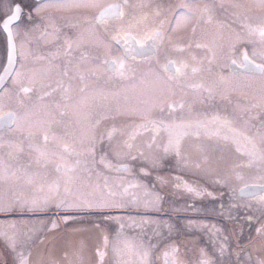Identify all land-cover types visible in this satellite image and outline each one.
<instances>
[{
  "label": "flooded vegetation",
  "instance_id": "1",
  "mask_svg": "<svg viewBox=\"0 0 264 264\" xmlns=\"http://www.w3.org/2000/svg\"><path fill=\"white\" fill-rule=\"evenodd\" d=\"M256 10L263 12L253 0H0V75L7 62L9 39L15 44L14 65L6 69L7 76L0 77V195L53 200L50 205L0 210V221L11 217L93 214L88 210L78 212L64 203L79 198L80 155L97 150L102 141L105 152L111 151L110 141L118 134L123 143L120 149L127 154L136 148L140 151L141 147L135 146L137 142L143 147L162 139L155 147L178 155L183 153L184 140L205 137L230 142L243 156L252 154L253 158L264 159V105L259 108L257 99L252 100L250 123L254 129L250 136H244L233 125V130L226 132L228 117L209 115L203 112L202 105L215 97L216 91L207 83L210 71L221 69L189 66L188 62L225 53L229 71L231 61L239 67L248 60L264 65L254 59L252 45L256 40L241 41L242 37L258 35L264 42V19L257 23L253 17ZM14 14L16 18L5 28L4 20ZM225 43L228 47L224 50ZM130 63L136 64L135 70ZM134 73L141 79L151 75L167 91L166 100L158 105L160 111L138 115L127 128L122 121L115 124L112 118L108 123L111 116L107 114L103 116L104 124L97 127L96 108L102 106L96 100L97 92L108 91L113 81L127 80ZM24 90L29 94H22ZM199 91V97L193 93ZM81 116L88 119L90 133L93 131L84 146L80 144ZM32 117L43 119L41 128L31 124ZM17 131L28 134L30 146L18 144ZM147 165L141 163L136 169L148 176L152 169ZM116 166L125 172L135 169L129 163ZM250 167L255 174L251 183L264 185V169L257 162ZM168 170L172 171V183L176 181L174 177H179L185 185L200 186L176 174L185 173L183 168ZM201 183L203 188L207 179L203 177ZM126 188L128 185L123 190ZM131 201L136 200L132 197ZM233 201L241 207L247 204L264 208V192L248 198L237 193ZM224 204L223 198L217 202L215 214L206 209L208 203L202 204L199 211L178 209V205L169 211L140 205L136 211L126 209L122 213L169 219L180 225L175 228L180 232L184 230L182 219L199 218L202 225L213 219L220 226L223 240L225 224L229 225ZM101 212L115 213L106 210L98 214ZM237 218L241 221L234 220L233 224L238 226L239 234L264 230V215L256 211L239 212ZM180 232L172 236L174 242L164 250L168 253H163L158 264H213L180 258L178 250L191 246L179 240L186 236Z\"/></svg>",
  "mask_w": 264,
  "mask_h": 264
},
{
  "label": "rangeland",
  "instance_id": "2",
  "mask_svg": "<svg viewBox=\"0 0 264 264\" xmlns=\"http://www.w3.org/2000/svg\"><path fill=\"white\" fill-rule=\"evenodd\" d=\"M253 4L263 10H256L253 16L259 23L260 19H264V0H253ZM248 39L256 40L252 45L254 59L264 62L263 38L258 35L246 36L241 41ZM227 47L225 43L224 50ZM188 62L189 66L221 69L209 73L207 83L216 92L215 97L202 102L203 112L218 114L219 118L228 117V125L240 129L244 136H250L252 127L254 129L250 123L252 100L257 99L259 108L264 105V72L260 75H236L228 70L229 61L225 53L215 58L190 59ZM129 67L134 69L136 64L130 63ZM133 75L127 80L113 81L108 91L97 92L96 100L102 103L96 108L94 124L97 127L104 124L103 116L107 114L111 116L107 119L108 123L112 118L115 124L122 121L127 128L138 115H154L160 111L158 105L166 100L167 91L151 75L147 79L145 76L141 79L140 75ZM200 92L193 93L199 97ZM22 94L28 95L29 91L24 90ZM79 121L80 144L84 146L93 131L90 133L91 126L84 116ZM42 122L41 117H32L33 126L41 128ZM224 129L226 132L230 130L227 127ZM120 136L118 134L110 141L111 151L105 152V142L102 141L97 150L91 149L89 153L80 155V195L77 201L66 200L64 205L78 212L92 211L93 214L80 213L60 218L11 217L1 220L0 264H158L163 253L167 252L164 250L173 244L172 236L180 232L175 230L180 225L165 218H143L122 211H136L140 205L168 211L178 205V209L193 208L199 211L202 204L208 203L206 209L215 214L217 202L222 198L229 222V225L225 224L223 240L216 220H207L202 225L199 218L182 219L184 230L180 233L186 238H178L191 246L179 249V257L199 263L208 260L213 261V264H264V230L255 234L250 231L239 234L238 226L233 224L234 220L241 221L237 218L239 212L256 211L258 215H264L261 205L254 208L242 204L241 207L233 201L238 188L254 180L255 174L250 167L252 163L257 162L259 168L264 169L263 158H253L252 154L243 156L230 142L205 137L201 140H184L182 155L157 149L155 144L162 142V139L144 144L147 149L137 142L135 146H140V151L136 148L127 154L124 149H120L123 144ZM29 138L26 132L17 131L20 146H30ZM125 163L133 164L132 168L135 169H128V172L117 169V164ZM141 163L148 164L152 169L150 175L144 176L136 169ZM171 168H183L185 173L177 171L176 174L200 186L185 185L179 177H174L176 181L172 183V171L168 170ZM203 177L207 179L205 188L201 187ZM215 179L220 180V184ZM126 185L129 188L123 190ZM196 190L202 192L198 194ZM132 197L135 202L131 201ZM52 202L47 198H19L13 194H1L0 210L50 205ZM106 210L115 213L98 214Z\"/></svg>",
  "mask_w": 264,
  "mask_h": 264
},
{
  "label": "water",
  "instance_id": "3",
  "mask_svg": "<svg viewBox=\"0 0 264 264\" xmlns=\"http://www.w3.org/2000/svg\"><path fill=\"white\" fill-rule=\"evenodd\" d=\"M9 18L10 17H8L4 20V24H5V21L9 20ZM14 60H15V45H14V42L12 41V39L10 38L8 41L7 62H6L4 71L0 75L1 78L7 76L8 71L6 69H8V68L12 67V65H14ZM250 63H252V61L248 60L247 62H245L244 67H239L234 61H231L230 69L234 73H237L239 71L259 73L260 72L259 70H249L247 65H249ZM0 86H1V82H0ZM124 168L125 167H121V169H124ZM262 192H264V185L249 184V185L241 187L238 190V195L241 197H244V198H248V197H252V196H255L257 194H260Z\"/></svg>",
  "mask_w": 264,
  "mask_h": 264
},
{
  "label": "snow or ice",
  "instance_id": "4",
  "mask_svg": "<svg viewBox=\"0 0 264 264\" xmlns=\"http://www.w3.org/2000/svg\"><path fill=\"white\" fill-rule=\"evenodd\" d=\"M19 11V9H17V12ZM16 18L15 14L9 18V20L5 21L4 27L7 28L8 25ZM155 37H153L154 39ZM139 43V41H138ZM242 67H244V65H242ZM247 67L249 68V70H259L261 72H264V65H257L254 62L250 63L249 65H247ZM177 72L180 71L179 68L176 69Z\"/></svg>",
  "mask_w": 264,
  "mask_h": 264
},
{
  "label": "trees",
  "instance_id": "5",
  "mask_svg": "<svg viewBox=\"0 0 264 264\" xmlns=\"http://www.w3.org/2000/svg\"><path fill=\"white\" fill-rule=\"evenodd\" d=\"M225 127H227L228 129H231V130H233V128H231V127H230V125H229V126H227V124H225Z\"/></svg>",
  "mask_w": 264,
  "mask_h": 264
}]
</instances>
